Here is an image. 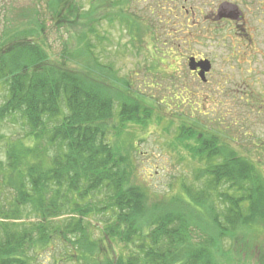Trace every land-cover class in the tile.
Wrapping results in <instances>:
<instances>
[{"label":"trees","instance_id":"trees-1","mask_svg":"<svg viewBox=\"0 0 264 264\" xmlns=\"http://www.w3.org/2000/svg\"><path fill=\"white\" fill-rule=\"evenodd\" d=\"M47 2L52 27L70 32L57 51L39 5L0 36V264H44L46 253L56 264H264L262 161L203 134L193 183L154 196L131 182L109 135L148 121L152 106L85 70L99 72L89 38L104 39L95 15L106 0Z\"/></svg>","mask_w":264,"mask_h":264},{"label":"rangeland","instance_id":"rangeland-1","mask_svg":"<svg viewBox=\"0 0 264 264\" xmlns=\"http://www.w3.org/2000/svg\"><path fill=\"white\" fill-rule=\"evenodd\" d=\"M47 1L0 0V36L7 28L27 27L39 5L46 42L57 51L70 32L52 27ZM109 1L95 15L104 39L89 38L99 72L85 70L112 93L118 88L133 97L139 90L141 102L152 106L148 121H127L121 137L109 135L132 163L131 182L154 196L174 192L181 181L193 183L197 155L190 148L203 134L264 165V0H118L117 7ZM80 2L88 9L87 0ZM133 20L140 27L131 32ZM191 56L209 60L205 81L189 69ZM2 131L23 134L19 125ZM41 259L56 264L51 253Z\"/></svg>","mask_w":264,"mask_h":264},{"label":"water","instance_id":"water-1","mask_svg":"<svg viewBox=\"0 0 264 264\" xmlns=\"http://www.w3.org/2000/svg\"><path fill=\"white\" fill-rule=\"evenodd\" d=\"M188 66L192 71L199 68L198 76L202 81H205V73L209 71L211 64L208 59L196 60L195 57L191 56L189 57Z\"/></svg>","mask_w":264,"mask_h":264},{"label":"flooded vegetation","instance_id":"flooded-vegetation-1","mask_svg":"<svg viewBox=\"0 0 264 264\" xmlns=\"http://www.w3.org/2000/svg\"><path fill=\"white\" fill-rule=\"evenodd\" d=\"M242 16V13L240 15L236 14V17L240 18Z\"/></svg>","mask_w":264,"mask_h":264}]
</instances>
